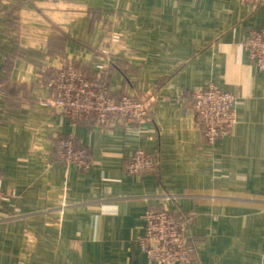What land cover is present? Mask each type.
<instances>
[{"label":"crops","instance_id":"obj_1","mask_svg":"<svg viewBox=\"0 0 264 264\" xmlns=\"http://www.w3.org/2000/svg\"><path fill=\"white\" fill-rule=\"evenodd\" d=\"M263 27L264 0H0V180L17 192L1 204L0 264H153L139 244L152 203L189 219L182 264H264V70L245 47ZM66 60L116 98H153L150 116L75 123L45 107ZM211 85L237 97L214 145L183 100ZM69 134L89 168L56 155ZM140 149L156 165L130 173Z\"/></svg>","mask_w":264,"mask_h":264},{"label":"built area","instance_id":"obj_2","mask_svg":"<svg viewBox=\"0 0 264 264\" xmlns=\"http://www.w3.org/2000/svg\"><path fill=\"white\" fill-rule=\"evenodd\" d=\"M262 0H241L246 6H257ZM121 34L112 33V41L118 44ZM250 58L260 70H264V27L252 30L245 42ZM99 65L98 70L103 71ZM55 96L42 102L45 107L71 118L75 123L86 118L96 117L102 123L120 120L127 123H143L150 116L153 98L123 96L116 98L106 82L92 80L73 61H64L49 83ZM2 86L0 84V93ZM188 109H194L204 124L207 142L214 145L218 138L230 133L236 125V95L211 85L206 89L192 90L183 97ZM55 153L68 165L89 168L90 154L84 147L76 144L74 134L56 139ZM155 158L145 150H138L127 163L130 173L152 170ZM181 195L167 193L165 200L176 201ZM17 197L16 191L1 189L0 180V220L9 219L8 213L1 211V204ZM69 207L65 202L58 208L61 214ZM146 233L140 237L139 244L153 264L188 263L193 255L190 245L189 219L178 212L157 204H150L145 213Z\"/></svg>","mask_w":264,"mask_h":264},{"label":"rangeland","instance_id":"obj_3","mask_svg":"<svg viewBox=\"0 0 264 264\" xmlns=\"http://www.w3.org/2000/svg\"><path fill=\"white\" fill-rule=\"evenodd\" d=\"M118 33V31H113V34H117Z\"/></svg>","mask_w":264,"mask_h":264},{"label":"trees","instance_id":"obj_4","mask_svg":"<svg viewBox=\"0 0 264 264\" xmlns=\"http://www.w3.org/2000/svg\"><path fill=\"white\" fill-rule=\"evenodd\" d=\"M191 243V242H190Z\"/></svg>","mask_w":264,"mask_h":264}]
</instances>
